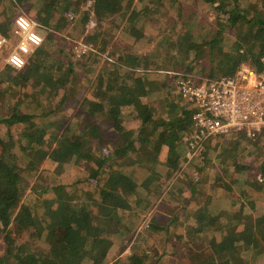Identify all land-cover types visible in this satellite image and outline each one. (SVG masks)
<instances>
[{"label": "trees", "instance_id": "obj_1", "mask_svg": "<svg viewBox=\"0 0 264 264\" xmlns=\"http://www.w3.org/2000/svg\"><path fill=\"white\" fill-rule=\"evenodd\" d=\"M7 1L0 0V33L11 31V29L7 30L6 24L8 22L9 25V17L14 16L16 9L14 4L25 0H9L11 6L4 7ZM40 1H43L42 4L35 5L36 16H43L42 23L47 27L84 32L87 21L93 16L89 8L82 6L87 0ZM135 1L93 0L94 17L100 20L113 15L119 18L120 22L126 19L128 24L124 25L125 28L132 25L133 30H138L136 21H140L147 9L148 11L153 9L149 8L150 1L144 0L145 3L141 7L137 4L134 6ZM177 1L172 0V3ZM204 1L210 2L218 12L219 18L213 27V32L206 33V29H200L204 33L194 32L193 27L189 26L176 38L163 36L159 43L178 41L180 64L185 63L180 67L181 69L195 71V67L200 65L205 75H232L238 65L246 61L256 64L255 66L260 69L264 56V0ZM153 5L156 6V3ZM70 9L74 12L72 18L66 13ZM229 29L233 30L232 43L226 41L230 38L225 35ZM96 35L97 32L94 34L95 39H97ZM57 37L56 32H50L42 45L53 41L64 43ZM114 51L117 60L112 64L109 63L110 65L105 67L106 76L105 73H101L95 82L99 91L103 89L104 95L101 99L93 101L91 113L107 116L112 120L111 129L117 131L129 129L125 128L122 121L131 115L142 119V123L138 131L132 133L130 139L114 147L113 151L105 149L103 155H100L98 146L91 142V138L99 136L101 130V126L92 119L86 120L83 127L66 128L53 146L51 142L43 144L40 140L37 145L35 144L38 140L36 133L45 130L44 126L25 129L19 137L15 135L13 126L18 125L19 122L29 121L35 116V113L20 110V99L13 104L12 112L6 115L0 114V123L7 126L4 131L0 129V237L4 242V248L0 249V264H109L111 261H113L111 264H262L264 179L259 181L248 177L242 187L237 189L236 195L231 184L227 183L224 199L229 203L228 206L234 205L233 210H228L227 205L224 204L220 209H213L206 197L204 198L202 186H199L202 184L199 177L186 171L184 176H178L174 180L169 189L171 196L169 200H177L178 209L166 216L161 212L153 214L148 226L137 235L143 238L148 235L145 241L150 240L149 244H152L155 243L152 238L162 233L166 242L160 248L161 252L147 262L135 250L121 255L126 247L124 240L128 236V241H132L140 220V213L130 210L132 205L128 195L133 191L138 192L142 200L147 198L148 205L149 193L140 194L145 188L138 180H144L148 185V182L153 183L159 178L160 174L151 171L157 158L154 160L150 152L145 155L139 152L137 157L132 155L129 162L125 163L128 168L113 169L111 161L130 153L131 149H136V144L148 140L147 134H154L160 146L166 149V164L169 168L167 173L170 175L179 166L180 169L184 168L181 167V161L188 157L190 151L189 140L185 139V136L193 129L192 115L196 108L186 101L180 92H178L180 100H183L181 113L171 116L167 114L168 109L159 108L162 106L143 99L151 88L162 89L169 84L167 82H170L168 75L152 69H142L139 66L141 62L148 61V58L155 64L156 60L152 57L160 56V49L153 53H140L128 49ZM43 53H45L44 49L38 48L21 69H16L10 64L0 69V98L8 94L14 95L15 99L17 97L15 94L20 92H24V96L38 97L40 93L50 92L51 88L56 90L60 87L64 89L70 87L64 75L72 73V61L61 73L63 66L59 64L55 65L51 61L50 66H46ZM46 53L49 57L48 48ZM119 70L124 71V77L119 76ZM33 77H39L40 82L33 83ZM54 78L60 81L58 85L53 84ZM30 81L31 83L27 85ZM28 88L36 89L30 92ZM40 99L38 97L35 100L36 105L41 103ZM141 129L145 133L140 132ZM222 136L225 134H215L207 138L204 151L200 154L203 159L208 151L220 146L218 138ZM260 137L262 135H258L255 139L249 138L245 133L240 132L235 141L231 139L229 142H221V148L223 153L232 152L238 145L237 142L243 138L253 140L252 144L259 147V143H262ZM14 144H18L20 148L16 146L15 149ZM159 149L157 147L155 152ZM46 157H48L46 168L50 171H61L65 164L73 160L72 158L84 159L87 165L91 166L90 162L93 163L90 178L104 171L108 174L107 180L105 183L95 185L91 191L90 189L85 191V188L79 189L81 182L77 179L67 183L60 181L47 185L45 190L53 191L55 197L50 199L54 213L46 220L53 222L56 228L65 229L66 234L50 231L43 241H40L41 238L38 236L43 228L42 220L39 222L40 231L36 237H29L27 241L19 240L13 236L10 224L17 206L24 198L26 186L31 184H27L28 179L35 177V171ZM234 164L237 168V162ZM108 167H110L109 171H107ZM196 168L200 170V165ZM259 168L264 178V159ZM32 187L35 192L42 193L38 190L35 181ZM215 198L213 197L212 201H216ZM34 203L35 212L46 211V206L41 203L37 195L34 196ZM186 221L188 228L186 229L185 225L184 229ZM248 252L254 255L255 260L252 262L251 258L245 256Z\"/></svg>", "mask_w": 264, "mask_h": 264}, {"label": "rangeland", "instance_id": "obj_2", "mask_svg": "<svg viewBox=\"0 0 264 264\" xmlns=\"http://www.w3.org/2000/svg\"><path fill=\"white\" fill-rule=\"evenodd\" d=\"M145 1L136 0L133 5L135 6L137 4L139 7H141ZM147 1H150L149 4L151 7L149 8L153 10L148 11L147 9L145 11L146 14L140 19V21H136L138 24V30H133L132 25H128V28H125L124 25L128 24L126 23V19L120 22V19L113 15L106 18L103 17L101 18L102 20L100 19L101 21L96 19L94 17L95 10L93 6V0H87L86 2L82 3V6L84 8L86 7V9L89 8L91 14L93 15L91 19H94L95 21L98 20V22L96 21L95 24L88 26V23L91 20L89 19L85 25L84 32L80 30H69L72 32L70 33L68 29L62 30L56 28V30L59 31V34L57 33V39L64 41V43H55L53 41V43H43V45L41 44V46L38 48L41 47L44 49L45 53H43V56L45 58L43 59L44 63H46V66L49 67L51 61L54 62L55 65L59 64L60 66H63L61 73L70 64V61H72V73L69 75H64L67 77L66 79L70 87L65 89L60 87L56 90L51 88L50 90L52 92L50 91L38 94L40 95L38 97L41 98V103L38 105L35 104V100L38 99L36 95L32 97L28 95L24 96V92H18L19 94H15L17 96H15L17 101L16 98L14 99V95L10 96L6 94L7 96L5 95L4 98L1 97V115H6L9 114V112H12L13 104L18 102L19 99L21 111L35 113V116L31 120L19 122L18 125L12 127L13 132L17 137H19L20 134L22 135L23 130L25 129H32L36 127L39 128L44 126L46 128L45 130L37 131L36 136L38 137V140L35 144L37 145L38 141L40 140V142L43 144H49L51 142V144L54 146L58 142L61 133L66 128L76 129L78 127H83L86 120L92 119L94 122H97L99 126H101V136L99 133V136L91 138V142L98 146V152L100 155H103L102 153L105 151V149H110L113 151L114 147L123 144L125 140L127 141L130 139L132 133L138 131L139 127H141L142 119L138 118L137 116L134 117V115H131L125 117L122 122L124 123L125 128L129 129L117 131L115 129H111L113 125L111 122L112 120L107 116L104 114L91 113L93 101L101 99L104 95L103 89L99 91V88L95 86V82L98 80L101 73H105L104 76H106L105 67L117 60L114 50L121 51L122 49H128L139 51L140 53H153V51H158V49H160V56L152 57V59L156 60V65L151 63L148 58V61L141 62L139 66H141L140 68L142 69H152L153 71L168 75L165 72L166 69H169V67L170 69L181 67L184 66L185 63L180 64L181 62L179 59L180 51L178 48V41L173 40L159 43L162 37L168 35V38H176L189 26L193 27L194 32H200V29H206V33H208L207 31L211 33L214 31L213 27H215L216 21L219 18L218 12L215 8H213L212 4L204 0H178L177 2H174V4L172 3V0ZM42 2L43 1L40 0H25L21 3L15 2L14 5L16 6V9L14 16L9 17V25L8 22L6 24L7 30L11 29V31L8 33H0L8 37L6 44L0 48V69H2L6 64H9L7 57L15 48L19 40L18 36L13 34L14 18L17 14L23 13L35 19L37 22L44 24L42 23L44 17L40 15L36 16L37 8L35 7V5L42 4ZM5 3L7 5L4 4V7L11 6V2L9 0ZM153 3H156V6L153 5ZM71 10L73 9L66 11L69 17H71L70 13H74ZM38 30L42 33L45 40L46 35H48L50 32H54L55 28L50 26H48V28L39 27ZM96 32L97 39L94 38V34ZM85 33L88 34L86 35ZM225 35L230 37L226 39L228 43H232L234 41L232 29L227 30ZM79 39L84 40L86 43H91L93 45V49L91 51H87V53H84L81 56L76 55L74 52V46L76 40ZM105 43H107L106 48H104ZM46 48H48V52L50 53L49 57H47ZM150 66H153V68H150ZM195 68V71L192 70L191 72L204 74L201 71L203 69L200 65ZM53 69L58 71V69L55 67H53ZM53 74L55 75V72H53ZM118 74L120 77H124V71L119 70ZM38 78L33 77V83L35 81L39 83L40 81H38ZM168 78L170 82H167L169 84L165 88L157 90L151 88L146 93V95L143 96V99L148 102H153L158 106H162L159 108L164 107L165 109H168L167 114L171 116L175 113H181L183 100H180L178 89L171 84L173 78L169 75ZM59 82L60 81H58L56 78L53 79L54 85H58ZM30 83L31 81L27 85ZM24 87L26 88V85H24ZM28 89L26 90L31 92L36 88ZM6 128L7 126H5L3 123H0V129L2 131H4ZM140 132L145 133L143 129H141ZM238 134L239 133L235 132L231 135L228 134L219 137L218 141L220 142V146L214 147L208 151L205 159H203L200 154H190L192 155L191 157H189V155L183 159V161H181V167L184 168L180 169L179 166L178 169L172 171L170 175L167 173L169 168L166 164V149L160 146L158 139L154 134H145L148 137V140H142L141 143L135 145V147H137L136 149H131L130 153L119 156L118 158H115L111 161L113 163L111 166L113 169L122 167L128 168L127 164L125 163L129 162V158L132 155L133 157H137L139 156V152H141L142 155L150 152L154 160L157 158V161L151 167V171L155 172L156 174H160L158 175L159 178L155 179L153 183L148 182V185L146 184V181L143 180V182L138 180L142 187L145 188L142 193L140 192V194L145 195L149 193V195H147L150 200L148 205L146 204L147 198L142 200L138 192L133 191L131 195H128L129 201H131L132 205V209L130 210L134 213H140V220L133 233L132 241H128V236L126 240H124V242H126V247L122 251L121 255L125 252L135 250V252L141 254L147 262L148 259L157 256L158 253L161 252L160 248L166 242L165 237L162 236V233L157 234L156 237L154 236L152 238L155 241V243L153 242L152 244H149L150 240L145 241L148 235L145 238L139 237L137 235H139L138 233L141 230L148 226L153 214L161 212L166 216L168 214H173L175 209H178L177 200H169L171 197L169 194V189L171 184L174 182V180H176V178H178V176H184L185 171L187 173H193L197 178L199 177V180L202 183L199 186H202L201 189L205 194L204 198L206 197L213 209H220V207H223L224 204L227 205L226 208H228V210H233L234 205L231 207L228 206L229 203L224 199L227 183L231 184L234 195H236L238 194L237 189L242 187L248 177H253L259 181L264 179L259 168L261 161L264 159V133L260 134L262 135V137H260L262 143H259V147H256L252 144L253 140L249 141L248 139L243 138L237 142L238 145L235 146L232 152L223 153L221 142H229L231 139L235 141L238 139L236 138ZM14 145L15 149L16 146L20 148L18 144ZM157 147L160 149L155 152ZM47 158L48 157H46L39 164L38 170L35 171V177H30L28 179L27 184H31L26 186L24 198L22 202L19 203L20 205L17 206L15 214L12 218V222L10 224L11 231L13 236L19 240L23 239L27 241L29 237H36L40 231V226H38L39 222L42 220L43 222L41 227L43 228H41L40 235L38 236V238H41L40 241H43L44 237L47 236L50 231H58L62 234H66L65 229L61 227L56 228L53 222L46 220L54 213V207L50 205V199L55 197V193L53 191L45 190L47 185H53L54 183H58L60 181L67 183L69 181H76L75 179H77L78 182H81L78 186L79 189L85 188V191L89 189L91 191L94 189L95 185L105 183V180H107L106 177L108 174H106L104 171H101V173L97 174L96 177L90 178V173L93 169V163L90 162L91 166L89 164L87 165L84 159L75 160V158H72L73 160H70V162L65 164L61 171L53 172L46 168ZM234 162H237V168L235 167ZM199 165L200 170L196 168V166ZM109 169L110 167L107 168V171H109ZM34 181L38 184V190L42 191L41 194L34 191L32 187V183H34ZM182 191L184 192L185 189ZM35 195H37V197L41 200V203L46 206V211L42 213L34 211V207L36 206L34 203ZM213 197H216L215 200L218 201V203L216 201H212ZM164 201L166 202L162 205ZM236 207L237 206H235V208ZM187 224L188 222L186 221L184 224V229L185 225L186 229L188 228ZM3 248L4 242L0 237V249L2 250ZM207 253L209 252H206V254ZM245 256L247 258H251V262L255 260L252 252H248V254H245ZM261 260L262 264H264V258ZM112 262L113 261H111V263ZM165 262L169 261L165 260Z\"/></svg>", "mask_w": 264, "mask_h": 264}, {"label": "built area", "instance_id": "obj_3", "mask_svg": "<svg viewBox=\"0 0 264 264\" xmlns=\"http://www.w3.org/2000/svg\"><path fill=\"white\" fill-rule=\"evenodd\" d=\"M70 15L72 18L74 13ZM21 17L34 25L31 31L41 37L38 46L28 38L29 33L24 32L17 24ZM95 22L91 19L88 26ZM13 24V34L17 35L19 40L7 61L15 54L24 59L26 64L28 58L44 40L38 28L48 27L23 13L16 15ZM54 32L59 34L56 29ZM7 41L8 37L0 34V48ZM25 48L28 49L27 52L24 51ZM92 49L91 43L76 40L74 46L76 55L81 56ZM261 64L262 67L258 69L246 61L239 64L232 75L221 76L197 74L180 67L165 70L173 78L172 83L184 99L196 108L192 115L193 129L185 136V139L189 140L188 156L201 154L205 141L211 135L243 132L250 138H257L264 133V56Z\"/></svg>", "mask_w": 264, "mask_h": 264}, {"label": "clouds", "instance_id": "obj_4", "mask_svg": "<svg viewBox=\"0 0 264 264\" xmlns=\"http://www.w3.org/2000/svg\"><path fill=\"white\" fill-rule=\"evenodd\" d=\"M17 24L20 26L21 29L24 30V32L29 33L28 38L37 46L41 43V37L36 35L35 33H33L31 31V29L34 27L33 24H30V22L28 20H26L25 18L21 17L17 20ZM25 52L28 51L27 48L24 49ZM11 65H13L16 69H21L23 68L24 64H25V60L22 59L19 55H12L9 58L8 61Z\"/></svg>", "mask_w": 264, "mask_h": 264}, {"label": "crops", "instance_id": "obj_5", "mask_svg": "<svg viewBox=\"0 0 264 264\" xmlns=\"http://www.w3.org/2000/svg\"><path fill=\"white\" fill-rule=\"evenodd\" d=\"M169 69H170V67H169ZM192 105V104H191ZM193 106V105H192Z\"/></svg>", "mask_w": 264, "mask_h": 264}]
</instances>
